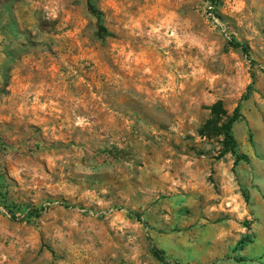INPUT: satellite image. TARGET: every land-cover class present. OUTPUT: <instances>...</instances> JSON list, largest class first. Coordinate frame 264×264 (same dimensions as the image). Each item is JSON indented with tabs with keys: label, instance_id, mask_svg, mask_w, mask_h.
<instances>
[{
	"label": "rangeland",
	"instance_id": "obj_1",
	"mask_svg": "<svg viewBox=\"0 0 264 264\" xmlns=\"http://www.w3.org/2000/svg\"><path fill=\"white\" fill-rule=\"evenodd\" d=\"M90 2L0 0V264H244L264 0Z\"/></svg>",
	"mask_w": 264,
	"mask_h": 264
},
{
	"label": "crops",
	"instance_id": "obj_2",
	"mask_svg": "<svg viewBox=\"0 0 264 264\" xmlns=\"http://www.w3.org/2000/svg\"><path fill=\"white\" fill-rule=\"evenodd\" d=\"M241 125V123H238ZM257 129L258 138L255 147L247 145L245 135H240L241 148L248 161H241V169L247 173L242 174L246 184L250 186L247 198L250 206V215L254 218L257 227L256 238L246 245L240 252L244 264H264V121L250 124ZM242 131V126L238 127Z\"/></svg>",
	"mask_w": 264,
	"mask_h": 264
},
{
	"label": "trees",
	"instance_id": "obj_3",
	"mask_svg": "<svg viewBox=\"0 0 264 264\" xmlns=\"http://www.w3.org/2000/svg\"><path fill=\"white\" fill-rule=\"evenodd\" d=\"M88 5H89V9L90 11L95 15L96 14V10L93 8V6L91 5V2L90 0H88ZM100 33H106V29L104 27H101L100 28ZM238 47H240L243 52L245 54H249V47L247 45H241V44H236ZM250 90L251 88H249V91L247 93L246 96L243 97L242 100H247L249 99V96H250ZM238 112H239V107L236 109L235 111V115L234 117H232L229 122L225 125L224 127V135H225V138H224V145L228 148H230L232 154L234 155L235 157V165H237L239 162L241 161H245L247 162L248 161V157L244 154H240L237 152V145H236V141H235V138L234 136L232 135V128H233V124L239 119V115H238ZM35 212V210H33L30 215H33V213ZM26 213V212H25ZM32 217V216H31ZM12 218L16 219L15 216H13ZM252 239L250 237H245L243 238L239 243H238V247H237V250H243L244 247L247 245V244H250L252 243ZM152 254L154 255L155 258H157L159 261H162L164 262L165 261V256L163 254V252H161L158 248H156L155 246L152 248ZM239 262H244V258H239L238 260Z\"/></svg>",
	"mask_w": 264,
	"mask_h": 264
}]
</instances>
